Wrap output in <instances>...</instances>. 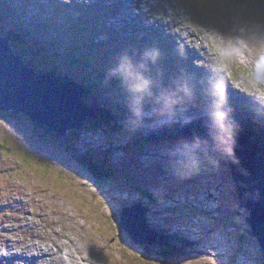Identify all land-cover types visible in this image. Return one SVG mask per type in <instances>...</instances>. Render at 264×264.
Masks as SVG:
<instances>
[{
    "label": "rangeland",
    "instance_id": "rangeland-1",
    "mask_svg": "<svg viewBox=\"0 0 264 264\" xmlns=\"http://www.w3.org/2000/svg\"><path fill=\"white\" fill-rule=\"evenodd\" d=\"M103 3L113 0H0V29L28 32L24 48L41 70L70 80L80 77L82 68L73 58L99 61L81 46L97 32L90 40L106 50L111 66L130 76L124 91L93 85L84 102L105 117L97 112L63 136L46 133L38 127L43 125L19 114L0 118V264H157L160 246L141 250L119 232L115 212L137 202L147 208L148 228L180 247L178 264H263L259 244L237 208L222 149L197 136L161 135L148 142L139 134L157 136L206 113L202 103L196 114L191 111L195 103L174 101L183 81L199 91L200 99L210 88L211 95L228 94L226 103L238 98L264 104V0H158L151 8L155 14L140 12L133 20H125V13L99 17ZM102 24L106 28L99 33ZM123 25L125 34L118 27ZM117 34L132 42L115 39ZM46 42L52 47L44 53ZM211 79L218 90L210 87ZM168 81L174 88L165 86ZM132 82L148 86L150 93H133ZM111 104L125 114L117 117ZM95 119L100 124L93 129ZM238 126L262 136L258 127ZM199 132L216 135L234 151L238 145L227 143L245 139L264 156V146L245 137ZM83 157L93 172L104 170L103 183L79 163ZM49 247L54 255L38 261L34 254L43 255Z\"/></svg>",
    "mask_w": 264,
    "mask_h": 264
},
{
    "label": "water",
    "instance_id": "water-1",
    "mask_svg": "<svg viewBox=\"0 0 264 264\" xmlns=\"http://www.w3.org/2000/svg\"><path fill=\"white\" fill-rule=\"evenodd\" d=\"M11 38L10 34L2 35L0 29V112L22 115L59 136L81 129L86 118L97 115L69 83H60L50 73L36 71L22 55L15 53ZM198 137L222 149L237 192V208L264 258V156L257 151L260 148L235 137L234 142L227 144H237L238 150L230 148L229 153L225 141L216 140V135L200 133ZM146 212L147 208L137 202L122 207L118 215L120 228L138 245H153L159 236L148 228Z\"/></svg>",
    "mask_w": 264,
    "mask_h": 264
},
{
    "label": "trees",
    "instance_id": "trees-1",
    "mask_svg": "<svg viewBox=\"0 0 264 264\" xmlns=\"http://www.w3.org/2000/svg\"><path fill=\"white\" fill-rule=\"evenodd\" d=\"M101 7L103 8V12L101 14H98L99 16L101 15V18L103 19H109L110 17H112L113 15H115L116 11L118 10V8H116L115 3L113 4H102ZM106 21V20H105ZM78 24V23H77ZM99 25L98 31L99 33L102 32V28H106V26ZM17 30V29H16ZM2 34H10L12 35L11 38V42L10 44L12 45V47L15 50V53L19 54V55H23V57L25 56L27 58V62L31 64V66L38 72H45L43 70H41L40 68H38V66L33 65V58L30 56V54L26 51V49L24 48V39H26L27 36H30V34L28 32H24V33H20V32H15V31H8V32H3L1 30ZM97 32H94V34L92 35V37L90 39H93V37L96 36ZM117 37L115 39L120 38L122 40V42H125L126 40L130 42H132L130 39H125L124 37H119V34L116 35ZM88 39L87 41H83L81 46L83 47V49H88L89 52L92 53L93 57H97L98 58V62H94V60H90V59H85V58H79L77 59L76 57L73 58V60L77 63L78 66H80L82 68V70L80 71V77L77 78H73L72 80H70L67 77L64 76H60L54 73V70L48 71L47 73H50L52 77L56 78L60 83L66 82L69 83L71 87L75 88L76 90L79 91V94L81 96V98L84 101V98L87 95H92L93 92L89 91V89L91 87L94 86H98V87H104L105 85H109L111 86L114 90H116V87L119 90H123L125 87H128V79H130L129 76V71L128 70H123V71H119V69L117 70V68L115 66H111L109 64V62H107L106 57L104 54L106 52L105 49H100L99 46V42L94 43L92 40ZM154 40V39H152ZM107 43V42H106ZM128 43V42H127ZM141 44H144L145 42L141 41ZM47 42L43 44L42 47V52L46 53L48 46L52 47V45L49 43V45L47 46ZM26 51V52H25ZM29 54V55H28ZM114 54V53H112ZM160 55H166V54H160ZM45 58V57H44ZM168 61V60H167ZM150 63V62H149ZM86 67V69H84ZM152 67V66H151ZM84 70H86V73L84 72ZM89 71V72H88ZM46 73V72H45ZM164 79V78H163ZM162 79V80H163ZM125 82L124 87L122 86V83ZM185 82V81H184ZM184 82L182 84H184ZM89 83V84H87ZM83 84V85H82ZM127 84V85H126ZM181 84V85H182ZM167 86V85H165ZM168 87H170V84L168 85ZM167 87V88H168ZM129 88V87H128ZM130 90L133 91V93H138V92H144L143 95L145 93H150L148 91V86H145L142 83L139 82H132V84L130 85ZM126 89V88H125ZM124 91V90H123ZM117 92V91H115ZM175 102L178 100H184V101H190V100H196L195 98V94H193L192 92H190V90L187 87H180L177 88L175 90ZM99 94V93H98ZM149 97V96H148ZM100 98V97H99ZM177 98V99H176ZM180 98V99H179ZM214 101V100H213ZM217 101H220L219 99H217ZM201 103L203 104H208L210 102L202 100ZM109 105V104H108ZM114 105V111L115 113H119L122 114L125 112H122V109L119 105L117 104H111ZM240 106L242 108H244V104L242 102H240ZM215 107V106H213ZM225 109L221 108L219 109V112H224ZM240 109H238L239 111ZM214 116L212 119H209L207 117H203L200 120L197 121H192L189 124H186L183 126V128H179V129H174V128H166L164 130L161 131V133H157L156 135H141L140 138H144L146 139V141L148 142H152L153 139L150 137H159L161 135H165L167 137H182V136H197L196 134L198 133L199 130L201 129H205V130H210L215 132V130H221L224 132H227L228 134H234L238 137H242V138H246V139H250L253 142H257L258 144L264 146V133L261 131L260 128L264 129V120L258 119L257 120V126L254 127H258L257 131L259 133H262V136L258 135L257 133L254 134L253 136H250L249 133H247L246 131H243L244 127L239 128V126H235L236 124H238V120H231L229 121V124L224 123V121H221V118L219 117V112H217V110L214 111ZM8 116H13L11 113H3L0 112V118H7ZM98 117L100 119H103L105 117L104 112L101 109H98ZM113 119V118H112ZM208 119V120H206ZM202 120H206L204 122V124L201 126L199 123ZM211 121H213L214 123H211ZM100 124L99 121H97L96 119L93 120L92 125L90 126L91 128L95 129L98 127V125ZM37 125V124H36ZM243 125L247 128L252 127L251 123H249V125L247 126L244 122ZM235 126V127H234ZM38 127H44V126H40L38 125ZM46 133H48V130L44 127ZM215 129V130H214ZM240 129V130H238ZM56 136H58V134H56ZM79 163L85 167L87 169V171L93 175L94 179L96 180L97 184H101L104 181V177L102 176L101 172H93L91 170V162L88 159H85V157H83V159H79ZM97 168H95L96 170H99L98 165H96ZM107 172V177L110 176V171L106 170ZM120 211H116L115 212V217L118 219V214ZM118 221V220H117ZM119 223V222H118ZM120 231L119 232H124L121 228H119ZM155 246H160V250L161 252H156L159 262H157L158 264H178V258L180 257L179 254V249L177 248V246L175 244H170V242H163V240L159 237L157 238L156 242H155ZM141 249L145 248L148 249L149 246L148 245H142L140 246ZM263 264H264V260H263Z\"/></svg>",
    "mask_w": 264,
    "mask_h": 264
},
{
    "label": "bare ground",
    "instance_id": "bare-ground-1",
    "mask_svg": "<svg viewBox=\"0 0 264 264\" xmlns=\"http://www.w3.org/2000/svg\"><path fill=\"white\" fill-rule=\"evenodd\" d=\"M104 5L106 4V3H103ZM99 13V12H98ZM125 14H127V11L125 12ZM100 17V16H99ZM134 18H137V14H134L133 15V19ZM101 19V18H100ZM106 19V18H105ZM101 23V22H100ZM105 23V22H104ZM131 37V36H130ZM105 40V39H104ZM222 80H224V79H222ZM222 82H224V81H222ZM210 84H212L211 85V87H214L215 85L212 83V82H210ZM206 97H208V95L207 96H204V98H206ZM101 98V97H100ZM99 97H98V99H100ZM102 99V98H101ZM120 106V105H119ZM91 108V107H90ZM193 110V111H192ZM191 111L192 112H195L196 114L198 113V109L197 108H195L194 106L192 107V109H191ZM205 111H206V115H207V113H208V109L206 108L205 109ZM181 114V113H180ZM116 115H117V117H122L121 116V114H119V113H116ZM202 115H200V117H201ZM202 118H203V116H202ZM206 120H208V119H206ZM206 120H202V121H200V125L202 126L203 124H204V122L206 121ZM135 123V122H134ZM134 123H132V126H134ZM176 126V124H174V125H172V126H170V127H168V128H174ZM176 128V127H175ZM75 131H76V129H74ZM203 131H205V132H211V133H216V132H213V131H210V130H205V129H203ZM223 133V132H222ZM153 196V195H152ZM156 197V196H155ZM192 202V201H191ZM142 223V222H141ZM152 227L154 228V226L152 225ZM154 230V229H153ZM154 231H157V230H154ZM158 232V231H157ZM159 234H161L160 232H158ZM176 237H179V236H177V234L175 235ZM180 238V237H179ZM183 239V241H184V243H188L189 242V240L188 239H185L184 237L182 238ZM10 245H12V243L10 242ZM10 245L9 246H6L7 248H9L10 247ZM50 248V247H49ZM51 251V248H50V250L49 249H45V252H44V254H47V253H49ZM51 257H52V255H51ZM18 259H21V258H18ZM22 260V259H21ZM156 260V259H155ZM158 264V263H157Z\"/></svg>",
    "mask_w": 264,
    "mask_h": 264
},
{
    "label": "clouds",
    "instance_id": "clouds-1",
    "mask_svg": "<svg viewBox=\"0 0 264 264\" xmlns=\"http://www.w3.org/2000/svg\"><path fill=\"white\" fill-rule=\"evenodd\" d=\"M219 116H220L221 118H223V117L225 116V113L221 112V113H219ZM226 151L230 153V152H231V149L228 148V149H226Z\"/></svg>",
    "mask_w": 264,
    "mask_h": 264
},
{
    "label": "snow or ice",
    "instance_id": "snow-or-ice-1",
    "mask_svg": "<svg viewBox=\"0 0 264 264\" xmlns=\"http://www.w3.org/2000/svg\"><path fill=\"white\" fill-rule=\"evenodd\" d=\"M133 103L137 105V108L135 109V111H136L137 114H139V110H138V103L139 102L138 101H134Z\"/></svg>",
    "mask_w": 264,
    "mask_h": 264
}]
</instances>
